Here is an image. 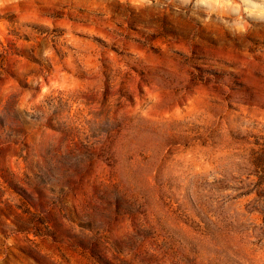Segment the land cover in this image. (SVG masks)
Segmentation results:
<instances>
[{"label": "rangeland", "instance_id": "rangeland-1", "mask_svg": "<svg viewBox=\"0 0 264 264\" xmlns=\"http://www.w3.org/2000/svg\"><path fill=\"white\" fill-rule=\"evenodd\" d=\"M235 19L0 0V264H264V21Z\"/></svg>", "mask_w": 264, "mask_h": 264}, {"label": "clouds", "instance_id": "clouds-1", "mask_svg": "<svg viewBox=\"0 0 264 264\" xmlns=\"http://www.w3.org/2000/svg\"><path fill=\"white\" fill-rule=\"evenodd\" d=\"M216 7L228 9L235 16V27L243 30L247 27V21H264V0H244L243 5L221 3L220 0H214Z\"/></svg>", "mask_w": 264, "mask_h": 264}]
</instances>
